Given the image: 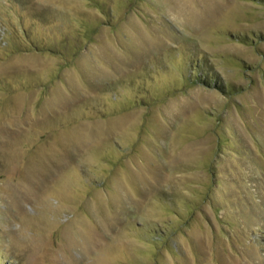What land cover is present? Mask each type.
<instances>
[{
	"label": "rangeland",
	"instance_id": "rangeland-1",
	"mask_svg": "<svg viewBox=\"0 0 264 264\" xmlns=\"http://www.w3.org/2000/svg\"><path fill=\"white\" fill-rule=\"evenodd\" d=\"M0 264H264V0H0Z\"/></svg>",
	"mask_w": 264,
	"mask_h": 264
}]
</instances>
